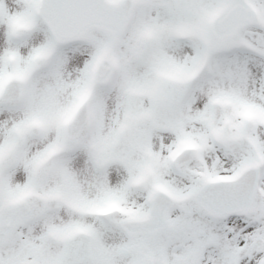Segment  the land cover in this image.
<instances>
[{
	"label": "snow or ice",
	"instance_id": "snow-or-ice-1",
	"mask_svg": "<svg viewBox=\"0 0 264 264\" xmlns=\"http://www.w3.org/2000/svg\"><path fill=\"white\" fill-rule=\"evenodd\" d=\"M0 264H264V0H0Z\"/></svg>",
	"mask_w": 264,
	"mask_h": 264
}]
</instances>
